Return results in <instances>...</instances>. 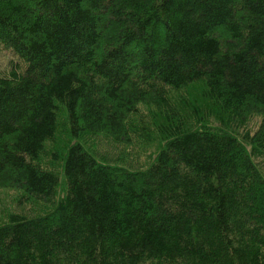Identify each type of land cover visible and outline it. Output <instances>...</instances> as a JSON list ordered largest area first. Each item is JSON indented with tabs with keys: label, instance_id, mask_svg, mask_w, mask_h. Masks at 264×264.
<instances>
[{
	"label": "trees",
	"instance_id": "obj_1",
	"mask_svg": "<svg viewBox=\"0 0 264 264\" xmlns=\"http://www.w3.org/2000/svg\"><path fill=\"white\" fill-rule=\"evenodd\" d=\"M0 52V264H264V0H0Z\"/></svg>",
	"mask_w": 264,
	"mask_h": 264
},
{
	"label": "rangeland",
	"instance_id": "obj_2",
	"mask_svg": "<svg viewBox=\"0 0 264 264\" xmlns=\"http://www.w3.org/2000/svg\"><path fill=\"white\" fill-rule=\"evenodd\" d=\"M8 61H9V53L5 54V53L0 52V69H6L7 68L6 66L8 65ZM60 139L62 140L61 142L63 144L66 143V141H67L66 139L64 140L62 137H60L59 140ZM99 139H101V140H98V141L104 140L103 137H100ZM112 146H113V144H112ZM49 149H53V146L50 147ZM42 164L49 166L50 164H53V163H51V161L48 159H43ZM55 167L57 170H59V169H61V164H55ZM262 169L264 170V164L262 165ZM63 188L64 187H60V189H63ZM59 191L63 192V190H59ZM14 195H15L14 191H9V192L7 191L6 193H3V191L1 192V194H0V219L4 218V216H5L4 214H5L7 209L13 210L14 204L11 203V199L14 197Z\"/></svg>",
	"mask_w": 264,
	"mask_h": 264
}]
</instances>
